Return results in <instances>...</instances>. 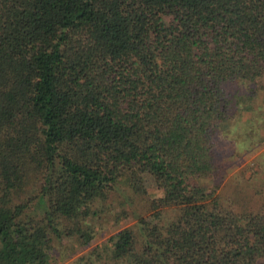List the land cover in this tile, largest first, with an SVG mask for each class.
Masks as SVG:
<instances>
[{
	"label": "trees",
	"instance_id": "trees-1",
	"mask_svg": "<svg viewBox=\"0 0 264 264\" xmlns=\"http://www.w3.org/2000/svg\"><path fill=\"white\" fill-rule=\"evenodd\" d=\"M260 80L264 0H0V264H56L116 205L134 226L78 264H264V198L212 177Z\"/></svg>",
	"mask_w": 264,
	"mask_h": 264
},
{
	"label": "rangeland",
	"instance_id": "rangeland-1",
	"mask_svg": "<svg viewBox=\"0 0 264 264\" xmlns=\"http://www.w3.org/2000/svg\"><path fill=\"white\" fill-rule=\"evenodd\" d=\"M263 85L261 80L257 84L259 97L256 100L253 95L248 98L252 92L247 88L229 91L230 122L224 130L217 132L215 137L217 158L221 166L219 173L212 177L215 182L219 181L218 191L223 201L235 208L256 207L264 198ZM241 95L244 97L243 103L251 102L250 105H252L257 101L260 106L256 104L251 110H243L238 114L236 109L241 106ZM148 184L149 187L152 186ZM149 190L152 194L157 192L150 188ZM148 195H145V198ZM144 200V197L136 198L138 203L134 206L140 207ZM115 207L116 210L107 212L100 223L96 224L97 233L90 244L82 247L79 245L74 248L68 247L63 253H59L56 264H78V261L81 262L79 260L81 255L87 252L93 255L94 249L103 245L119 228L134 226L136 218L129 212L130 208H127V215L117 216L120 206Z\"/></svg>",
	"mask_w": 264,
	"mask_h": 264
}]
</instances>
